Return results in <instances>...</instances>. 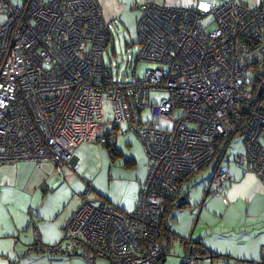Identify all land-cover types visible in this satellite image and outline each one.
Here are the masks:
<instances>
[{"label": "built area", "instance_id": "built-area-1", "mask_svg": "<svg viewBox=\"0 0 264 264\" xmlns=\"http://www.w3.org/2000/svg\"><path fill=\"white\" fill-rule=\"evenodd\" d=\"M137 7L138 58L149 67L141 78L132 71L115 79L104 64L110 35L97 0H0V165L48 161L68 181L78 169L75 148L110 144L105 125L122 122L149 163L131 211L81 191L53 247L58 254L86 246L109 264H159L164 201L181 204L183 180L237 134L244 151L234 161L264 185V2ZM155 91L167 95L150 102ZM230 178L216 162L204 192H219ZM199 263L186 241L182 264Z\"/></svg>", "mask_w": 264, "mask_h": 264}, {"label": "crops", "instance_id": "crops-1", "mask_svg": "<svg viewBox=\"0 0 264 264\" xmlns=\"http://www.w3.org/2000/svg\"><path fill=\"white\" fill-rule=\"evenodd\" d=\"M11 1L15 4L23 2ZM200 1L202 0H97L104 21L111 18L126 21L127 18H132L134 22L140 13L137 6L144 2L187 7ZM238 1L252 2V5L264 2V0ZM3 20L4 16L0 13V24ZM105 127L112 130L113 140L110 144H102L111 146L120 127L119 124ZM79 146L74 151L78 169L79 158L75 152ZM241 151H244L243 145ZM226 163L228 165L225 169L229 170L231 178L223 188L217 193L202 195L210 175L208 180L202 181L198 201L193 200L196 206H199V202L201 204L197 208V213L202 210V203L208 200L209 209L216 213L215 231L211 232L209 237H204L200 233L196 237H191V233L187 235L186 231L178 229L170 219L169 227L175 239L168 241L170 237L168 235L169 237L162 240L166 251L161 257L160 264H181L185 239H190L191 242L199 241L215 254L231 256L232 259L228 261L247 262L243 264L260 262V249L264 246V185L251 170L241 169V165L232 160ZM230 163L236 166L231 167ZM134 164L133 159H125V172L130 171L128 169ZM215 164L216 162L213 166L210 164L203 169L211 167L213 171ZM77 172L68 181H64L55 175L53 166L48 161L38 166L24 161L0 165V264H109L107 260L93 255L86 246H80L77 254L68 256L55 253L52 246L65 236V227L80 203L78 193L89 189V200L92 203L98 204L106 200L107 203L124 211H131L137 204L138 194L146 175L141 179L127 178L123 176V172L111 175L108 184L103 188L105 195L96 193L93 195L91 188L88 185L84 186ZM187 201L188 207L181 208L188 210V221L177 222L181 228L186 224L191 225L195 220L196 210L191 209L192 200L189 199L188 190ZM223 262L222 259L202 256L199 264Z\"/></svg>", "mask_w": 264, "mask_h": 264}, {"label": "rangeland", "instance_id": "rangeland-1", "mask_svg": "<svg viewBox=\"0 0 264 264\" xmlns=\"http://www.w3.org/2000/svg\"><path fill=\"white\" fill-rule=\"evenodd\" d=\"M246 4L252 5L253 3L248 2ZM104 23L110 35V41L104 52L103 59L105 66L108 67L113 78L129 77L132 71L135 72L137 77H143L149 67V63L138 58L140 38L137 33L136 21L134 22L132 18H127L126 21L111 18L109 21L105 20ZM248 74L250 75L251 73L248 72ZM166 95V93L155 91L150 93L149 99L150 102H155ZM142 117L144 121L150 118L148 108H145L142 112ZM107 118L109 119L108 112ZM119 127L120 129L115 137L116 140L111 146L104 145L100 141L84 142L75 152L79 158L77 175L84 182L85 187L88 185L91 188L93 195L95 193L105 195L103 188L108 184L111 175L123 172V176L132 179H141L142 176L146 175L148 160L138 136L134 131L128 129L127 124L124 122L119 123ZM260 140L264 145V138ZM241 150L242 138L240 134H237L232 138L231 143L226 149L225 156L220 163V169H225V166L228 165L226 162L232 160L233 155ZM128 158L133 159L135 164L128 169L130 171L125 172L124 160ZM215 161L213 160L209 165L213 166ZM230 166L235 167L236 165L230 163ZM240 168L248 169L245 165H241ZM211 172V167H208L190 176L183 183V186L188 190L189 199L192 200L190 201L191 209L196 210L194 214H198L197 217L195 215L194 223L191 225L186 224L182 228L177 224V222L188 221V210L185 208H177L170 217L171 223H175L178 229L186 231L187 235L191 233V237H196L199 233L204 235V237H209L211 232L215 231L216 213L212 209H209L208 200L202 203V210L199 213H197V208L200 207V202L199 206H196L202 190V181L208 180ZM193 200H196V202ZM228 263L238 264L237 260L228 261Z\"/></svg>", "mask_w": 264, "mask_h": 264}, {"label": "trees", "instance_id": "trees-1", "mask_svg": "<svg viewBox=\"0 0 264 264\" xmlns=\"http://www.w3.org/2000/svg\"><path fill=\"white\" fill-rule=\"evenodd\" d=\"M109 146V145H107ZM225 146L223 148H218L215 153H214V158L213 160H216L215 162H219L221 163V161L223 160L224 156H225V153L224 151L226 152V149L224 150ZM113 150V149H112ZM224 153V154H223ZM223 154V156H222ZM236 154V153H235ZM234 154V155H235ZM234 155H233V159L232 161H234ZM222 156V157H221ZM221 157V158H220ZM212 160V161H213ZM236 163V162H235ZM237 164V163H236ZM209 165V164H207ZM205 165V166H207ZM239 165V164H237ZM205 166H203L201 169H203ZM240 166V165H239ZM200 170V169H199ZM199 170L197 172H199ZM195 172V173H197ZM195 173H192V174H189L184 180H183V183L186 181V179H188L190 176L194 175ZM229 181V180H228ZM227 181V182H228ZM226 182V183H227ZM205 191V189H204ZM211 194V193H209ZM202 195L204 196H207L208 194H206L205 192H202ZM181 196H182V203L179 204V201H171V200H166L164 201V211H163V215L161 217V221H160V224H159V227H158V231H159V234H158V239H159V244L161 246V249H162V252L160 254V257H159V264H160V260H161V257L163 255V253L166 251L165 248L166 246H163L162 245V240L163 239H166L167 236L169 237L168 238V241H170V239H175V236L173 234H171V231H170V227H169V221H170V217H171V213L174 209L176 208H181V207H188V201H187V188H185V186H182L181 188ZM106 201V200H104ZM171 234V235H170ZM182 240V239H181ZM180 240V241H181ZM184 240V239H183ZM186 241H189L191 242L190 239H185V242ZM55 246V245H54ZM52 246V249L53 247ZM190 252L191 254L193 255H196L198 257H202V256H206V257H209L210 259H213V258H216V259H222L224 260L223 264H229L228 263V259H232L231 256H228V255H222V254H215L213 253L211 250H209L203 243L197 241V242H191L190 244ZM78 253V252H77ZM76 253V254H77ZM93 254V253H92ZM74 255V254H73ZM95 255V254H93ZM97 256V255H95ZM183 256V255H182ZM99 257V256H98ZM104 259V258H103ZM238 264H243V263H247V262H241V260H238L237 262ZM181 264H182V258H181ZM258 264H264V262L260 259V262Z\"/></svg>", "mask_w": 264, "mask_h": 264}, {"label": "snow or ice", "instance_id": "snow-or-ice-1", "mask_svg": "<svg viewBox=\"0 0 264 264\" xmlns=\"http://www.w3.org/2000/svg\"><path fill=\"white\" fill-rule=\"evenodd\" d=\"M202 7H205V8H207V5H202Z\"/></svg>", "mask_w": 264, "mask_h": 264}, {"label": "water", "instance_id": "water-1", "mask_svg": "<svg viewBox=\"0 0 264 264\" xmlns=\"http://www.w3.org/2000/svg\"><path fill=\"white\" fill-rule=\"evenodd\" d=\"M261 90H262V87H261V88H259V93L261 92Z\"/></svg>", "mask_w": 264, "mask_h": 264}]
</instances>
